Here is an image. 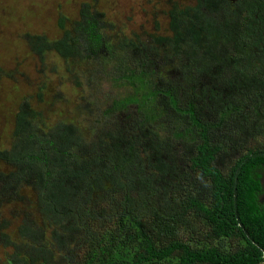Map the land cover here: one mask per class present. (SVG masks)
<instances>
[{"label": "trees", "instance_id": "trees-1", "mask_svg": "<svg viewBox=\"0 0 264 264\" xmlns=\"http://www.w3.org/2000/svg\"><path fill=\"white\" fill-rule=\"evenodd\" d=\"M169 20L170 35L154 44L127 41L89 3L75 21L61 15L60 39L25 34L42 64L54 52L76 77L84 64L83 76L100 77L105 90L89 93L97 109L85 130L48 127L33 98L20 103L13 142L0 150L9 167L0 172V211H26L16 238L0 217V264H264V0H195L173 5ZM169 70L182 82L163 80ZM244 76L262 90L248 98L262 126L224 140L244 93L220 105L216 121L202 118L198 100L216 106L219 89ZM183 145L184 164L176 161Z\"/></svg>", "mask_w": 264, "mask_h": 264}, {"label": "rangeland", "instance_id": "rangeland-1", "mask_svg": "<svg viewBox=\"0 0 264 264\" xmlns=\"http://www.w3.org/2000/svg\"><path fill=\"white\" fill-rule=\"evenodd\" d=\"M195 0H0V150L9 149L13 140L14 117L24 98L31 97L32 105L43 113L48 127L57 122H71L85 127L90 112L97 109L92 107L89 93L97 91L100 94L105 88L99 86V80L92 78L90 82L83 76L86 70L84 64L77 65V77L66 70V63L56 53H49L45 63L30 53L25 42V34L42 35L49 40L60 39L63 31L59 28L61 15L67 17L69 23L79 19L84 4H92L94 10L103 15L107 21L110 35L120 33L127 41L138 36L141 41L154 44V36H168L169 11L173 5H192ZM115 26V27H114ZM73 24H68L72 30ZM114 27V28H113ZM113 28V29H112ZM232 48L228 49V52ZM225 55V50H220ZM157 64H160L159 58ZM75 68H72L74 71ZM159 70V67H157ZM163 79V78H162ZM171 85L182 82L178 72L169 70L163 79ZM216 82L217 79H208ZM228 83L227 80H224ZM250 78L239 79L236 87L225 84L218 91L217 105H204L198 100L200 115L206 121H216L218 108L226 100H234L239 92L244 93L246 100L244 112L233 115L231 125L223 127L219 133L221 138L239 139L246 135L248 126H262L259 118L254 116L248 98L260 100V88L250 89ZM79 84H82L81 86ZM84 84L86 86H84ZM164 84V83H163ZM221 84V83H220ZM79 85V86H78ZM160 87L164 86L160 82ZM88 86V87H87ZM44 89L42 101L37 102L35 96ZM120 90V89H119ZM181 106L186 107L183 91L179 93ZM40 99V98H39ZM166 107V106H164ZM160 106L164 113L167 111ZM172 112L170 115L172 116ZM170 115L168 117H170ZM165 116V115H164ZM165 116V120H166ZM171 118V117H170ZM167 120H170L167 118ZM261 121H264L263 119ZM229 154L223 155L228 160ZM189 157V148L186 145L177 152L176 161L186 163ZM233 159V158H231ZM228 163H222L223 166ZM9 167L0 163V172H6ZM2 202L0 201V204ZM23 204H13L0 211L1 218H8L13 222L9 234L17 236V226L25 212ZM11 216V217H10ZM17 217H19L17 219ZM191 233V232H190ZM188 233L190 238L192 235ZM4 258V250L0 247V262Z\"/></svg>", "mask_w": 264, "mask_h": 264}]
</instances>
